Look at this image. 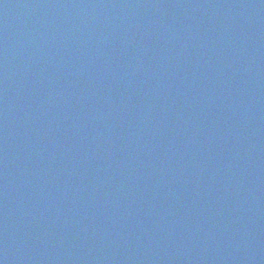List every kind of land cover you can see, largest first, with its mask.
<instances>
[{
  "label": "water",
  "instance_id": "95a60500",
  "mask_svg": "<svg viewBox=\"0 0 264 264\" xmlns=\"http://www.w3.org/2000/svg\"><path fill=\"white\" fill-rule=\"evenodd\" d=\"M0 264H264V0H0Z\"/></svg>",
  "mask_w": 264,
  "mask_h": 264
}]
</instances>
